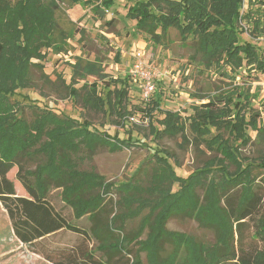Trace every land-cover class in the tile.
Wrapping results in <instances>:
<instances>
[{
	"label": "trees",
	"instance_id": "1",
	"mask_svg": "<svg viewBox=\"0 0 264 264\" xmlns=\"http://www.w3.org/2000/svg\"><path fill=\"white\" fill-rule=\"evenodd\" d=\"M70 1L83 3L101 16L115 5V0ZM6 2L0 0V201L17 239L32 245L63 230L88 235L86 229L68 221L50 202L49 193L60 188L61 199L72 208L76 220L87 217L91 221L89 233L98 242L97 248L108 254H133V261L128 264H144L143 251L147 264H264L262 197L252 176L253 166L243 167V159L230 141L235 137L241 144H247L251 140L248 127L256 130L259 138H264V128L257 125L258 113L249 118L245 113L251 96L233 91L221 98L215 96L216 99L197 106L190 117L189 128L195 143L219 152L221 157L215 155L206 160L200 170L185 177L177 173L174 153L156 149L147 187H138L136 180L116 186L114 182H107L104 175L81 166L90 159L98 144L115 151L130 147L132 141L92 130L88 122L61 116L51 109L40 108L33 122L19 119L13 113L18 102H11L10 96L18 88L31 85L32 66L44 69L42 63H32L31 58L43 60L49 48H55L57 53L63 51L69 36L63 31L60 40L55 36L58 0H21L22 21L18 23L19 28L15 26L10 30L6 28L10 20ZM251 2L256 3V0H248ZM258 3L254 11L249 6L244 12V0H136L127 16L136 19L137 28L155 42H159L171 27L177 28L183 39L192 37L196 42L194 52L205 63L235 71L244 67L264 72V47L259 50L257 45L241 37L245 31L242 26L247 22L254 35L264 32V0ZM72 67L71 82L65 86L70 96L80 98L98 111L126 115L129 93L126 78L113 80L108 87L112 83L125 84L111 89L104 99L99 94L97 82L85 83L83 94L74 87L77 79L88 76L109 83L101 62L77 58ZM235 93L239 97L237 100L233 98ZM160 103L161 100L156 99L152 106L149 104L145 108L150 120L155 110L164 113L159 120L163 129L150 121V131L155 138L181 135L183 143L190 144L181 114L160 110ZM226 132L229 137H224ZM42 153L45 162L38 157ZM32 163L36 164L34 168ZM227 163L236 165L235 176L233 173L227 176L230 174ZM215 165L223 171L220 179L213 183L209 179ZM259 165L264 166V162ZM15 166L18 168L16 177L28 196L18 195L14 182L8 177ZM206 180L209 185L205 187V200L201 202L196 186ZM175 185L179 186L173 191ZM116 187L122 195L114 203L110 195ZM142 191L159 200L146 197ZM150 205V214L155 212V215L151 219L146 217L136 231L125 232L126 220ZM177 214L193 217L200 225L211 228L216 234L215 241L205 242L168 230V220ZM253 217H258L255 234L263 241L261 248L247 245L242 236L245 220ZM146 227L148 235L141 239ZM132 243L137 245L135 250ZM77 252L81 262L72 256L66 263L56 264H111L109 260L97 258L93 249L79 248ZM45 256L51 260L49 255Z\"/></svg>",
	"mask_w": 264,
	"mask_h": 264
},
{
	"label": "rangeland",
	"instance_id": "2",
	"mask_svg": "<svg viewBox=\"0 0 264 264\" xmlns=\"http://www.w3.org/2000/svg\"><path fill=\"white\" fill-rule=\"evenodd\" d=\"M6 1L10 10V20L6 28L7 30L15 26L19 28L18 23L22 21L21 0ZM244 2V12L250 8L249 6L253 11L259 6L258 0L256 3H248V0ZM58 4L59 8L56 10L58 27L55 36L60 40L59 35L62 31L69 36L63 45L64 50L57 53L55 48L47 50L44 47L42 50L43 52L47 50V55L43 60L32 57L31 62L42 63L44 69L32 66L31 85L18 88L10 96V100L18 102L13 110L15 116L27 122H33L39 109L46 108L79 122H88L92 130L132 141L133 144L130 147L115 151L108 146L98 144L95 152L90 155V159L81 166L82 169H93L104 175L107 182H114L116 186L133 183L136 180L138 187L145 188L149 185L151 178L154 167L152 159L157 153L156 149L163 148L175 154L177 163L174 164L177 173L181 176L186 177L200 170L206 160L213 159L215 155L221 157V154L210 151L204 144L195 143L189 128L190 117L194 115L197 106L216 99L215 96L219 98L228 96L231 91L248 93L251 96L245 111L246 116L249 118L250 115L258 113L257 125L264 128V72L244 67L235 71L215 63H205L202 57L194 52L196 42L193 38L183 39L175 27L169 28L159 42L150 40L142 30L137 28V20L127 16L128 9L136 4V0H115V5L102 16L83 3L72 4L70 0H58ZM248 25L250 26V23L247 22L242 26L245 28V31L241 33L242 40L255 44L259 50H262L264 32L254 35L252 28ZM158 32L161 33V30L159 29ZM117 52H120L119 57ZM77 58L101 62L107 74L106 80H109L107 83L95 76L77 79L74 87L78 88L82 94L85 83L97 82L99 94L105 99L111 89L116 86L123 87L125 83H112L110 87L108 85L113 80L126 78L129 89L126 115H112L108 111H98L88 107L80 98L70 96L65 86L71 82L72 65ZM138 60H141L143 66L152 73L154 92L147 94L143 79L131 76V67ZM233 98L237 100L239 97L236 94ZM156 99L161 100L160 110H172L181 114L187 126L186 133L191 140L190 144H184L181 135L165 136L160 140L155 138L150 131V121L159 129H163L159 120L164 117V113L155 110L152 114L153 120H150L145 108L149 104L152 106ZM212 131L216 132L214 128ZM247 132L251 138L247 144H241V140L235 137H231L230 141L234 151L236 150L242 157L243 167L247 164L253 166L251 167L252 176L255 177L256 188L262 197L260 211L263 212L264 166H258V164L264 162V138H259L257 131L252 130L251 127H248ZM224 137H229L228 132L224 134ZM38 157L46 161L43 153ZM35 166L36 164H31L32 168ZM227 166L230 173L227 176L231 177V173L235 176L236 165L227 163ZM17 171L18 168L15 166L8 173V177L14 182L18 195L28 196L24 186L16 177ZM212 171L209 180L214 183L220 179L223 170L215 165ZM208 185L209 181L206 180L196 186L197 196L201 202L205 200V190ZM178 186L175 185L173 191L177 190ZM60 192V188H54L49 193L50 202L68 221L86 229L88 235L63 230L32 245L24 244L14 235L11 220L0 201V264L66 263L72 256H76L78 262H81L82 258H79L77 252L79 248L93 249L97 258L109 260L111 264H128L133 261V254H108L100 251L97 248L98 242L89 233L91 221L87 217L76 220L72 208L62 201ZM120 194L122 195V191L116 187L110 195L114 203L119 199ZM144 194L148 198L154 197L155 200H159L154 195L150 196L145 192ZM151 209L150 205L139 215L127 219L125 232L136 231L146 217L149 216L151 219L155 215V212L150 214ZM257 218L245 220L242 236L247 245L252 244L261 248L263 241L255 234ZM166 228L192 235L205 242H214L216 237L211 228L200 225L197 219L185 214L172 216ZM148 231L149 228L146 227L140 236L141 239L147 237ZM238 236L236 234V237ZM132 246L134 250L137 248L135 243H132ZM45 255H49L51 260H48ZM141 258L143 263L147 264L145 251L141 253Z\"/></svg>",
	"mask_w": 264,
	"mask_h": 264
},
{
	"label": "built area",
	"instance_id": "3",
	"mask_svg": "<svg viewBox=\"0 0 264 264\" xmlns=\"http://www.w3.org/2000/svg\"><path fill=\"white\" fill-rule=\"evenodd\" d=\"M130 73L134 78L143 79L144 88L147 94L155 91L152 73L143 66L141 60H138L133 64Z\"/></svg>",
	"mask_w": 264,
	"mask_h": 264
}]
</instances>
